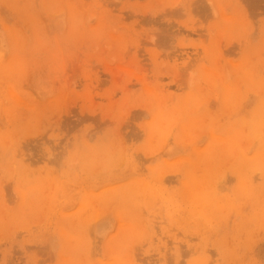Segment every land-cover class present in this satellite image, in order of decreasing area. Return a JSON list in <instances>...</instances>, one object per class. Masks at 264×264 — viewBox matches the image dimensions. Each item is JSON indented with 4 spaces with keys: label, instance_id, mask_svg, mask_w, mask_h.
Returning <instances> with one entry per match:
<instances>
[{
    "label": "rangeland",
    "instance_id": "rangeland-1",
    "mask_svg": "<svg viewBox=\"0 0 264 264\" xmlns=\"http://www.w3.org/2000/svg\"><path fill=\"white\" fill-rule=\"evenodd\" d=\"M261 145L264 0H0V264H264Z\"/></svg>",
    "mask_w": 264,
    "mask_h": 264
},
{
    "label": "bare ground",
    "instance_id": "bare-ground-1",
    "mask_svg": "<svg viewBox=\"0 0 264 264\" xmlns=\"http://www.w3.org/2000/svg\"><path fill=\"white\" fill-rule=\"evenodd\" d=\"M217 85H218V87H216L217 89L216 90H219V92L221 93V96H222V99L224 100V99H227L230 95H231V92H230V90L229 89H227V87H224L222 84H220V83H217ZM11 94V93H10ZM11 96H12V94H11ZM13 97V96H12ZM158 116V120H157V124L159 125L160 124V120H165V121H167V116H166V114L165 113H161V112H159V115H157ZM181 124H182V127H181V130H183L184 129V127L186 126V125H196L197 124V122H196V119L194 118L193 119V117H191V118H189V119H183V121L181 122ZM234 133H236V131H234ZM234 133H232L229 137H227V139L226 140H222V138H221V140L219 141L220 143H218V144H216V145H214L213 147H212V149H213V151H211V152H209V153H205L204 154V157L202 158V159H209L210 158V156H214V160H213V163H214V166H220V164H222L223 163V160H224V158L225 157H228V156H230V155H232L235 151V149H237V148H239V146L237 145V142H236V140H235V136H234V138H233V140L232 141H227L228 139H230V138H232V136L234 135ZM219 140V139H218ZM261 147H262V149L264 150V145H261ZM237 158H236V160H237V162H236V165L234 166V168L233 169H240L239 170V172L242 170L241 169V167H246L247 166V163L245 164V162L246 161H244V159H243V154H242V152L241 151H237ZM262 154H264V151H263V153ZM262 154H260L259 155V158H260V156L262 155ZM261 159V158H260ZM260 159H257V160H260ZM192 172L193 173V171H194V166H192V167H187V168H185V177H186V179L188 180V172ZM238 171V170H237ZM241 174V173H240ZM239 174V175H240ZM244 177V175H241L240 177H239V181H240V186H239V193H245L246 192V189H244L243 188V185L245 184V181L242 179ZM194 181V179L193 178H190L189 179V182H193ZM242 181H244V182H242ZM196 184V180L192 183V186H194ZM142 186H143V189H144V193L146 194V195H148V196H152L153 194H155L156 193V191L155 190H153V188L150 186V185H148V184H145V182H142V184H141ZM130 187L128 188V191L127 192H117L116 191V196H115V198L116 199H120L121 201H122V197L123 196H121V195H124V194H126V195H128V196H125V199H126V203L128 204V203H133L132 202V199H131V196H133V193H131L130 192ZM113 194H110V196H112ZM213 196H211L210 197V195H207L206 197H193V198H198V199H195V200H193V201H191V203L192 204H199L198 206H197V208H198V210L197 211H195L194 213H193V215H195V214H197V215H202L203 217H205V218H207L209 215H210V217H211V215H213L215 212H219V209H220V203H223L222 202V200L220 201V198H218V197H216V195L213 193L212 194ZM220 197V196H219ZM106 198L104 197H102L101 198V200L99 201V202H97V201H91L89 204L91 205V207L92 208H94V207H97V204H102V203H104V200H105ZM134 199V198H133ZM135 202H136V206L138 205V204H144V201L143 202H141V201H136V200H134ZM250 201H251V199H250ZM254 202V201H253ZM252 202V203H253ZM225 203V202H224ZM248 203H249V201H248ZM251 203V204H252ZM231 203H229V201H227V203L224 205H222L223 207H230L231 205H230ZM239 204V203H238ZM250 204V203H249ZM250 204V205H251ZM233 208H235L234 207V205L232 206V210H233ZM251 208V207H250ZM236 209V208H235ZM239 209V208H238ZM237 209V210H238ZM241 209V208H240ZM239 209V210H240ZM222 210V209H221ZM226 210H228V209H226ZM222 212V211H221ZM255 212H257V211H255ZM232 213H233V211H232ZM238 213V212H237ZM244 213V212H243ZM258 213V212H257ZM257 213H253L252 215H248V216H252L253 217V215L256 217V215H257ZM259 214V213H258ZM227 215V217L229 216V214H226ZM243 215V214H242ZM214 216V215H213ZM213 216H212V218H213ZM217 216V215H216ZM215 216V217H216ZM231 216V215H230ZM229 216V217H230ZM209 217V219H211ZM241 217V216H240ZM243 217V216H242ZM241 217V218H242ZM247 217V216H246ZM251 217V218H252ZM257 217H258V215H257ZM218 218V217H217ZM220 218H222L221 216H220ZM219 218V219H220ZM231 218V217H230ZM221 220V219H220ZM223 221H224V217H223V219H222ZM219 222V221H218ZM220 223H222V222H220ZM226 224V223H225ZM58 234H59V236L62 238V239H65L67 236V234L63 231V229L62 228H59L58 229Z\"/></svg>",
    "mask_w": 264,
    "mask_h": 264
}]
</instances>
